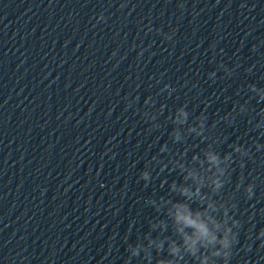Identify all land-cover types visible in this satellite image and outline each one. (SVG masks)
<instances>
[{
    "label": "water",
    "instance_id": "1",
    "mask_svg": "<svg viewBox=\"0 0 264 264\" xmlns=\"http://www.w3.org/2000/svg\"><path fill=\"white\" fill-rule=\"evenodd\" d=\"M249 84L264 87V0H0V264H156L166 250L149 262L128 246L167 219L149 200L184 199L169 161L191 166L209 143L249 149L214 198L236 205L230 264H264V101ZM201 114L206 140L187 133ZM162 235L176 238L170 221Z\"/></svg>",
    "mask_w": 264,
    "mask_h": 264
},
{
    "label": "clouds",
    "instance_id": "2",
    "mask_svg": "<svg viewBox=\"0 0 264 264\" xmlns=\"http://www.w3.org/2000/svg\"><path fill=\"white\" fill-rule=\"evenodd\" d=\"M100 19H103V14H101ZM210 76H214V73H210ZM248 91L254 94L258 102L264 101V87L249 84ZM246 111V107L241 105L240 112ZM143 115L151 121L156 119L155 115L149 112H145ZM188 117V111L184 106H181L176 109L174 117L170 118L174 125L182 126L188 122ZM227 118V116L222 117V119ZM206 120L205 115L198 116L195 123L188 126L187 133L195 134L202 140L208 139L205 136ZM170 135L174 143L182 142L185 139L180 127L174 128ZM230 147L233 151L221 156L209 143L207 148L203 150L202 157L198 154L192 156L191 166L182 162L183 155L180 159L169 161L174 168L180 169L184 181L180 184L173 181L170 184V190L184 199L173 201L161 197L159 202L155 199L148 201L158 212L164 209L167 219L149 222L150 232L143 237L147 243L129 245L130 258L139 257L140 253L143 252V258L151 262L153 250L158 254L166 250L167 256L157 258L156 264H184L186 258H191L193 264H230L233 248L238 239V232L234 229H239L240 222L233 215H229L230 210H234L236 205L215 199L214 196L219 195L225 186L228 170L234 161V154H238L240 157L249 155V149L243 145L233 143ZM261 147V144H255L257 150H260ZM161 151H167L166 146L162 147ZM140 179L144 180L146 184L150 182V172L148 170L142 171ZM240 186L238 184L237 188ZM205 188L209 191L204 192L203 189ZM244 191L246 197L252 199L254 185L249 183L244 187ZM192 203H196L198 206L193 208ZM169 221L176 238L162 235L168 230ZM157 229L161 234L153 238L151 232ZM260 238H264V229L257 234V239ZM165 244L167 245L166 249Z\"/></svg>",
    "mask_w": 264,
    "mask_h": 264
}]
</instances>
